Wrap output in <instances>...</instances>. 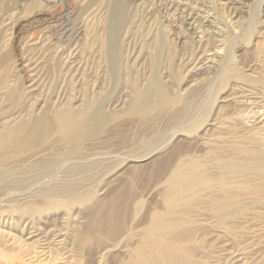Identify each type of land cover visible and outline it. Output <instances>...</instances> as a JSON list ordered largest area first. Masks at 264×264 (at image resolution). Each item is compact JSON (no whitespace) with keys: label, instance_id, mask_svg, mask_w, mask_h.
I'll return each instance as SVG.
<instances>
[{"label":"rangeland","instance_id":"obj_1","mask_svg":"<svg viewBox=\"0 0 264 264\" xmlns=\"http://www.w3.org/2000/svg\"><path fill=\"white\" fill-rule=\"evenodd\" d=\"M174 1L0 0V126L17 113L40 116L66 100L78 109L87 99L97 100L101 108L98 120L80 136L51 125L3 142L0 264H135L132 252L152 233L189 247L193 259L205 264H264L259 196H244L230 209L242 226L224 236V224L201 221L210 204L201 202L197 186L188 199L175 190L179 165L192 168L194 185L197 164L204 162L210 176L217 170L202 155L203 121L233 116L241 108L243 87L264 91V0L188 1L223 28L230 25L233 6L251 14L238 35L229 37V64L212 73L197 67V56L206 43H211L206 50L225 48L224 43L211 37L198 45ZM121 3L124 10L111 28L113 45L106 54L101 40L108 14ZM135 89L152 101L131 107ZM187 98L195 105L192 116L182 110ZM239 111L231 122L240 132L227 142L228 159H248L236 150L244 141L264 151V134H259L263 146L250 142L247 129L254 120ZM59 239L61 245L54 246ZM227 239L232 245L224 246L225 252Z\"/></svg>","mask_w":264,"mask_h":264},{"label":"bare ground","instance_id":"obj_2","mask_svg":"<svg viewBox=\"0 0 264 264\" xmlns=\"http://www.w3.org/2000/svg\"><path fill=\"white\" fill-rule=\"evenodd\" d=\"M188 1L189 0H178V1L176 0L172 4H173V8L174 7L176 8V9L174 8L176 11H178L177 9L182 10L181 13H183V15H184L182 22L187 25V29L189 31H191V33L193 34L198 45L200 44V46H201V45L205 44L204 42H206V40L208 38H211V37H215L217 42H222V43H224L223 45H225V48L219 47V49H217L216 48L217 45H215V47H210V49L208 48L207 50L205 49V46H208L211 43H206L205 46L203 45L204 46L203 52L201 51L203 46L200 49L202 54L197 56V67H201L203 69L209 70L211 73L214 71H218L219 69L221 71L222 68H225L229 64L227 62H230L229 59L231 58L230 57L231 55L229 53V51H230L229 48H231L230 46L232 44L230 38L233 35H234L233 38L236 35H238V34H236V33H238L237 31H239V29L242 30L241 27L250 18L251 14L249 13V11L243 9V7H241V6H233L232 9H233L234 13H232V14L229 13L227 15V16H229V19H230V25L229 26L225 25L223 28V27H220L218 25L219 23L217 24L215 22V20H210V16L208 14H205L207 11H204L203 9L198 10L197 6H193V3L188 2ZM201 1H203V0H201ZM230 3H233V1H230ZM199 5H200V3H199ZM124 6H125V4L121 3L120 6H118V8H116L117 10L112 12V14H110V15L108 14L107 23H106V27H107L106 29L107 30L105 33L106 39L101 36L102 37V40H101L102 45L101 46L103 47L104 53H106V54L108 52H110V50L112 49V45H113L112 41L110 39V34L112 32L111 28L114 26L113 24L115 22L119 23V21L121 19L120 15H121L122 11L124 10ZM214 19H216V18L214 17ZM114 28H115V26L113 27V29ZM184 34H186V33H184ZM202 34H205V36H206L205 39H204V36ZM112 35H113V33H112ZM230 35H231V37H230ZM187 38H189V37H187ZM188 41H187V43H189ZM225 43H229V47ZM256 45H257V43H256ZM196 48L194 50H196ZM190 58H191V56H190ZM185 61L187 62V60H185ZM185 61H184V63H185ZM189 68L191 69V67H189ZM250 69H247V70H250ZM191 70H193V69H191ZM201 73L204 75L203 72H201ZM201 77H203V76H201ZM197 80H200V79H197ZM261 81L264 83L263 77H261ZM198 85H200V84H198ZM210 85H212V84H210ZM202 87H203V85H202ZM29 88H33V85H30ZM243 88L240 89V92L242 93V95L239 96V97H241V99H240V101H238L241 108L238 107V108H240V109H238L236 107L238 109V110L237 109L236 110L237 111L240 110L237 114H239V113L242 114L244 112L251 114V117L253 118L254 121H252L253 123H251V124H253V125L250 128H249L250 125H248L247 128H249V129H247V132H248V134L249 133L251 134L250 139L253 138V139H251L252 141H250V142H252V143L254 142L255 145H257L256 143L257 142L259 143L261 140L260 135L264 134V117L261 118V116H264V91L261 89H258V88H256L258 91H253V90H248V89H243ZM201 90H202V88H201ZM160 91H162V90H160ZM232 94H233V92H232ZM190 98H187L185 100V104H184L185 107H183L184 109L182 108L185 116L192 114V111H194L193 109L195 108L194 102ZM148 100L152 101V99H150V94H148L146 97L144 92H141V91H138L135 89V96L131 100L130 106L131 107L139 106V105L142 106V104H144L145 102L147 103ZM233 105H235V104H233ZM226 106H228V105H226ZM24 110H26V109H24ZM100 110H101V108H100V105L98 104L97 100L95 101V100L87 99V100H85L84 104L82 105V107L80 109H78V107H75L73 104H71L70 102H68L66 100L63 104L54 105L52 108L50 107V109L44 110L40 116H36L30 112L17 113L15 116H10V118L8 120L4 121L0 126V147H2L4 145V143H3L4 141H7L8 139H10L13 136H19V135H22L23 133L34 135L44 128L49 129L51 127V125H58L60 127H64V129H66L68 132H72L73 134H76L79 132V136H80V135H82L83 132L85 133V131L87 130L88 127H91L98 120L97 118H99L101 115L99 112ZM237 111H234V114ZM195 112H196V109H195ZM198 114H199V112H198ZM221 114H222V112H221ZM234 114H233V116L231 115L230 117L229 116L226 117L228 114L227 115L223 114L224 116L226 115L225 117H221L222 115L219 117L214 116L215 118L211 117V119L208 122H207V120L203 121L204 122L203 124H205L204 128H203L204 132L200 138L202 139L201 140L202 144L206 146V148H205L206 151H204V153L202 155L205 157H209L210 159H212L214 161V163H215L214 168L216 167L217 170H215V172H212V174L214 173L213 175L212 174H211V176L209 175L210 171L206 167L204 162L197 164L198 182H197V184L194 185L193 177H192L193 176V173H192L193 170L189 165H187L186 163L184 165L183 164L179 165L175 170V176L177 178H179V181H177L175 184L176 192L177 193H184L185 192L186 198L188 199L191 197V194L189 195V193H188L189 190L191 189V187L197 186L196 187L197 193L200 194L201 202L203 201L205 204L206 203L210 204V207L205 208L200 213L201 221L202 220L206 221L208 224H210L211 226H214V227H216V226L218 227L217 222H219L220 224L222 223V225L224 224L222 226V228H224V229L220 228V230L221 229L223 230L222 232H224V236H227L226 233L230 232L231 230L235 231L236 228H237V230L241 228L242 222L239 223V221H238V224H237L236 223L237 221L234 220L235 213L234 212L232 213L229 211L234 205H236V206L239 205L240 202H242V198L244 196H246V197L248 196L250 198L259 196L258 198H260L261 200L264 201V177L261 176L262 174L260 175V173H262L261 171L264 170V153H263L264 151L256 149V146H255V148L252 147L251 144L248 143L249 141L247 142V141L243 140L244 141L243 144L247 145V143H248L250 146L247 147L246 145L240 144L236 150L238 153H242L246 156L249 155V157H247L248 159H238V158H233V157H229V156H228L229 157V159H228L225 157L226 153L229 151V150L227 151V149H226V147H228L227 142L230 141L229 138H231V136L233 134H238V132H240V130L235 128L236 126L234 127V125L232 124L233 122H231L232 119L234 118ZM190 116H192V115H190ZM193 122H196V121H193ZM196 124H198V123H196ZM245 133L246 132H244V135H245ZM247 135H245V136H247ZM257 135H259L260 138L257 137ZM237 136L238 135H236V137ZM241 137H243V136L242 135L240 136V140H241ZM250 139H248V140H250ZM262 141L264 142V139L261 140V142ZM261 142L259 145L263 146V145H261ZM233 143H235V140ZM259 145H257V146L260 147ZM234 146H236V145H234ZM231 147H233V146L229 145V148H231ZM232 153L234 154L235 152H231V154ZM236 157H238V156H236ZM239 157H240V155H239ZM230 159H232V160H230ZM185 166H186V168H185ZM218 169H219V171H218ZM217 171H218V173H217ZM223 171H225V172H223ZM177 178H176V180H178ZM239 188H242L244 191H240ZM91 196H92V194L90 195V197ZM78 201L81 202V200H79V199H78ZM205 206H207V205H205ZM248 222H250V220ZM245 223H247V221ZM261 225H263V224H261ZM249 231L251 232V234L255 233L253 227H250ZM258 231L259 232L262 231V233L264 234V226H263V228H261ZM221 234H223V233H221ZM149 235H148V237H146L142 241V243L135 249V251L132 252L133 253L132 259L135 262V264H161V262H162V264H205L206 263V262L204 263V262L199 261V260L198 261L194 260L193 259V256H194L193 251L194 250L192 251V249H190L187 246L185 247L184 245L177 243L171 239H165L164 235L163 236L161 235L162 237L161 236L156 237V235H153V233L150 236ZM89 238H90V236L86 235V240H89ZM217 238H218V236H217ZM217 238H216V240H218ZM219 238H220V236H219ZM62 242L63 241L61 239H59V240H56L53 245L59 246V245H61ZM222 243L224 245L223 244H220V245H223V248L226 245H229V244L232 245V243L228 239L224 240V242H222ZM181 245L184 247H182ZM246 246H248V245L246 244ZM49 247H51V246H49ZM249 248H251V247H248V249ZM44 249H46V247H42V250L40 251V253H42L44 251ZM227 249L228 248H224L225 252ZM242 249L240 246H238L237 250L240 251ZM245 249H247V248H245ZM38 250L36 252H38ZM228 251H230V250H228ZM227 257H229V256H227ZM159 260H161V261L159 262ZM240 260L241 259H238L237 262ZM243 261H244V259L240 262H243ZM231 264H233V262Z\"/></svg>","mask_w":264,"mask_h":264}]
</instances>
